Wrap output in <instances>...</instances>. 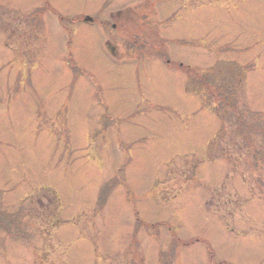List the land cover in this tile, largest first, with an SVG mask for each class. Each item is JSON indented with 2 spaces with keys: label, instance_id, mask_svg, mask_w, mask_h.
I'll return each mask as SVG.
<instances>
[{
  "label": "rangeland",
  "instance_id": "1",
  "mask_svg": "<svg viewBox=\"0 0 264 264\" xmlns=\"http://www.w3.org/2000/svg\"><path fill=\"white\" fill-rule=\"evenodd\" d=\"M47 1L0 0V264H264V0Z\"/></svg>",
  "mask_w": 264,
  "mask_h": 264
}]
</instances>
